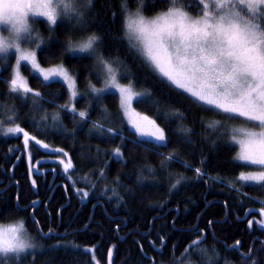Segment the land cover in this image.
Segmentation results:
<instances>
[{
  "label": "trees",
  "instance_id": "obj_1",
  "mask_svg": "<svg viewBox=\"0 0 264 264\" xmlns=\"http://www.w3.org/2000/svg\"><path fill=\"white\" fill-rule=\"evenodd\" d=\"M165 7L157 0V10ZM95 10L106 13L103 19L112 34L120 33L119 15L114 23L111 18L112 11L120 12L117 0H112L111 7L98 0ZM35 27L45 39L55 36L50 42L55 59L38 52L41 66L49 68L63 61L75 73L82 95L71 100L63 83L44 82L22 68L29 86L43 97L34 107L30 100L9 93L4 80L11 78V66L0 72V225L23 221L28 235L38 242L37 251L22 255L18 264H251L252 260L264 264V181L238 179L256 169L237 162V147L230 137L218 136L208 127L222 116L181 96L129 55L122 42L114 44L109 37L104 41L105 55L119 48L121 58L136 73L137 90H151L153 103L171 121L162 123L151 104L134 102L136 111L157 119L168 136L164 146L140 142L129 132L118 99L101 94L104 99L97 103L90 92L89 80L102 86L93 71V59L61 52L69 35L80 33H66L64 28L50 33L44 23ZM65 103L87 109L88 118L74 119V113L59 107ZM173 107L183 111L184 118L167 116ZM97 122L104 128L94 127ZM17 124L41 144L30 140L25 147L22 135H1ZM181 125L193 129L190 145L178 139L181 134L176 128ZM238 125L239 120H231L224 126ZM109 127L119 132L108 133ZM211 137L215 145L209 142ZM116 148L121 156L115 155ZM55 149H63L68 157ZM173 152L177 158L162 166ZM69 157L74 167L66 173L60 161L67 162ZM208 221H213L211 226ZM194 240L200 242L186 252ZM236 241L240 244L234 248Z\"/></svg>",
  "mask_w": 264,
  "mask_h": 264
},
{
  "label": "snow or ice",
  "instance_id": "obj_2",
  "mask_svg": "<svg viewBox=\"0 0 264 264\" xmlns=\"http://www.w3.org/2000/svg\"><path fill=\"white\" fill-rule=\"evenodd\" d=\"M97 2L0 0V67L10 65L12 68L11 78L4 80L9 93L17 94L22 101L30 100L34 107L40 104L43 99L41 92L29 86L21 71L30 66L34 78L66 84L71 100L82 95L77 91L75 73L63 61L47 69L41 66L38 52L46 58L55 59L50 45L55 36L49 35L45 39L35 26L44 23L50 33H54L56 28H64L66 33L77 32L80 35H69L61 52L87 54L93 59V71L103 84L97 87L91 80L88 81V88L95 95L96 102L103 101L104 95L101 94L115 96L123 119L138 139L166 145L168 136L165 128L157 123V119L137 112L133 103L151 104L162 123L171 121L167 120L165 110L153 103L151 90H137L136 73L126 59L121 58L119 48L114 54L105 55L104 41L111 37L114 44L122 42L129 55L141 60L181 96L192 100L204 111L221 115V120L212 122L208 127L215 129L216 135H227L230 142L239 145L238 158L241 161L261 166L257 172L242 173L238 179L264 181V0H159L166 5L162 10L156 9L157 0H117L120 12L112 11L111 18L114 23L119 15V34L111 33L103 19L106 13L95 10ZM99 2L112 6V0ZM149 12L154 15H147ZM13 59L15 63L11 64ZM59 107L74 113V119L77 116L81 121L88 118L87 109L78 110L74 105L70 107L69 103ZM102 115L107 121L106 109ZM167 116L182 119L185 113L173 107ZM8 119L13 117L9 116ZM54 119H58V115ZM231 120H239V126L231 129L225 127V122ZM2 124L3 121H0ZM94 127L100 130L104 124L97 122ZM7 131L23 133L25 147L30 140H35L18 124ZM106 131L111 134L119 132L111 127ZM176 131L181 134L178 139L182 143L191 144L192 128L181 125ZM209 142L215 145L216 139L211 137ZM35 143L41 144L39 140H35ZM43 147L47 149L48 145L44 144ZM55 151L64 152L63 149ZM114 152L121 156L120 148ZM64 156L68 157V153L64 152ZM175 158L177 154L170 153L161 165ZM206 159L204 157L201 163ZM60 163L66 173L74 167L70 157L67 162L61 160ZM149 171L152 169L149 168ZM195 171L199 174L201 168ZM83 195L87 197L88 193L84 192ZM261 214L264 215V209H261ZM212 223L208 221L209 226ZM252 223L249 221L250 226ZM202 239L203 234L200 236ZM200 240L192 241L185 251L191 250ZM239 244L236 241L233 247ZM34 247L23 221L17 225H0V264H18L21 254ZM111 255L110 250L109 257ZM251 255L250 250L247 254L249 259ZM251 264L257 262L252 260Z\"/></svg>",
  "mask_w": 264,
  "mask_h": 264
},
{
  "label": "rangeland",
  "instance_id": "obj_3",
  "mask_svg": "<svg viewBox=\"0 0 264 264\" xmlns=\"http://www.w3.org/2000/svg\"><path fill=\"white\" fill-rule=\"evenodd\" d=\"M5 35H6V33H5ZM70 54H72V55H82V56H86L87 54H82V53H77V54H73V53H70ZM15 63V60L13 59V63L12 64H14ZM6 68H3V67H0V72L1 71H3V70H5ZM29 70H30V66H29V68H28ZM45 69H47V68H45ZM11 72H12V68H11ZM42 79V78H41ZM166 82V81H165ZM167 83V82H166ZM65 86H66V84H64ZM102 86H103V84H102ZM101 86V87H102ZM67 87V86H66ZM70 92V91H69ZM143 115V114H142ZM125 122H126V125H127V127H128V130H129V132L131 133V135L136 139V140H138V141H140V142H144L142 139H138V137H137V134L133 131V129L131 128V126L127 123V121L125 120ZM239 126V125H238ZM238 126H236V127H238ZM235 128V127H234ZM8 129H5L4 130V132L1 134L3 137H7V136H18V135H22L23 136V133H9L8 131H7ZM24 137V136H23ZM144 143H151V144H154V145H157V146H160L158 143H156V142H144ZM232 143V142H231ZM232 144H234V143H232ZM236 147H237V151H238V153H237V162H239V163H242V164H245V165H248V166H252V167H254L256 170H255V172H257L259 169H260V167L261 166H258V165H252V164H250V163H245L244 161H241L238 157H239V154H240V148H239V145L238 144H234ZM46 150H50V148H47ZM251 182H255V181H251ZM262 182V181H261ZM256 183H259V182H256ZM20 222V221H19ZM18 224V222H15V223H13V224H6V225H2V226H10V225H17ZM27 235H28V233H27ZM28 237H29V239L31 240V242L35 245V247L33 248V249H30V250H28L26 253H24V254H21V256L22 255H28V254H32L33 252H36L37 251V249H38V242L34 239V238H32L30 235H28ZM185 264H190V263H185Z\"/></svg>",
  "mask_w": 264,
  "mask_h": 264
},
{
  "label": "water",
  "instance_id": "obj_4",
  "mask_svg": "<svg viewBox=\"0 0 264 264\" xmlns=\"http://www.w3.org/2000/svg\"><path fill=\"white\" fill-rule=\"evenodd\" d=\"M33 206L36 207V206H37V203L33 204ZM237 247H238V246H237ZM237 247H236V248H237Z\"/></svg>",
  "mask_w": 264,
  "mask_h": 264
}]
</instances>
